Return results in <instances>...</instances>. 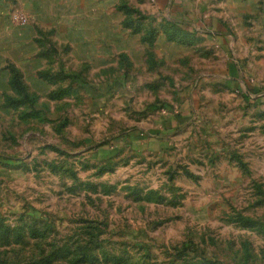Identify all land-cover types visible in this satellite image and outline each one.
<instances>
[{
	"label": "rangeland",
	"instance_id": "1",
	"mask_svg": "<svg viewBox=\"0 0 264 264\" xmlns=\"http://www.w3.org/2000/svg\"><path fill=\"white\" fill-rule=\"evenodd\" d=\"M0 264H264V0H0Z\"/></svg>",
	"mask_w": 264,
	"mask_h": 264
},
{
	"label": "built area",
	"instance_id": "2",
	"mask_svg": "<svg viewBox=\"0 0 264 264\" xmlns=\"http://www.w3.org/2000/svg\"><path fill=\"white\" fill-rule=\"evenodd\" d=\"M20 21L24 22L25 21V18L23 17H19Z\"/></svg>",
	"mask_w": 264,
	"mask_h": 264
},
{
	"label": "trees",
	"instance_id": "3",
	"mask_svg": "<svg viewBox=\"0 0 264 264\" xmlns=\"http://www.w3.org/2000/svg\"><path fill=\"white\" fill-rule=\"evenodd\" d=\"M15 76H16V77H17V79L19 80V75H18L17 71H16V74H15Z\"/></svg>",
	"mask_w": 264,
	"mask_h": 264
}]
</instances>
